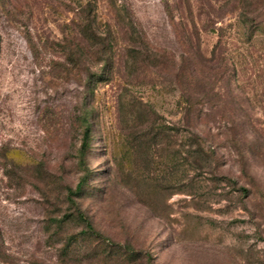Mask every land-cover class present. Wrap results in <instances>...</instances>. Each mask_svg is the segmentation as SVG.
I'll return each instance as SVG.
<instances>
[{
  "label": "rangeland",
  "instance_id": "obj_1",
  "mask_svg": "<svg viewBox=\"0 0 264 264\" xmlns=\"http://www.w3.org/2000/svg\"><path fill=\"white\" fill-rule=\"evenodd\" d=\"M86 1L0 3V264H264V0H115L120 22L95 0L100 37L118 23L117 39L69 53ZM30 13L38 55L22 31ZM151 51L213 60H196L210 95L198 123Z\"/></svg>",
  "mask_w": 264,
  "mask_h": 264
},
{
  "label": "trees",
  "instance_id": "obj_2",
  "mask_svg": "<svg viewBox=\"0 0 264 264\" xmlns=\"http://www.w3.org/2000/svg\"><path fill=\"white\" fill-rule=\"evenodd\" d=\"M2 0H0L1 3ZM110 4H112V6L115 8L116 10V18L118 19L117 22H120L121 19V15H120V9H118L117 7H115L116 5V1L115 0H109ZM9 4L11 5L10 8H8L6 10V13L9 15H11L12 17H16L18 18V12H17V6L15 5V3H12L11 1L9 2ZM97 4L95 2V0H87L86 4L82 5L79 4L78 6V12L76 13L78 15V20H73V24L75 26V30L76 32H78V34L80 35L79 37H77V44H74V47L72 45V43L66 39L64 45L62 44V47L64 48L65 51H68L69 53H74V48H78L81 47V43L78 42V40H80L81 42H86L89 41V39L91 40H103L102 43H107V44H102L103 48L106 50H103L105 52H110L111 46L112 44L116 41L117 39V35H118V31L116 30L115 27L119 26L118 23H116L114 25V27L110 24L107 23V30H106V35L105 37H100L99 32H98V28H97V16H96V9H97ZM31 13L26 17V19L24 21H22V26H23V32L24 35L28 41V43L30 44V46L32 47L34 53L36 55L39 54V46L37 44V41H35L34 39H36V36L38 37V40H41V36L40 35H36L33 34L32 29H35L34 26H31L30 22H31ZM130 19V24H131V29L133 30L131 32V37L129 39L130 44L134 45L136 43H141L142 42V38H137L134 34V22L133 19L131 18V15L128 16ZM116 19V20H117ZM179 24L183 25V20L180 19ZM61 44V43H60ZM59 45V44H58ZM108 45V48H107ZM61 46V45H60ZM106 54V53H105ZM104 56V63L97 61V63L100 65L99 67L100 70L99 71H91L89 69V71H87L85 79H86V83L88 84V86H90L93 82H95L96 80H98V78H100L103 75V70L105 69V66L108 64V59L107 57ZM147 57L156 59L158 61H160L162 64H169V66L171 67V70L173 72V74L175 75L177 81L179 82V84L182 85V92H181V96H182V100H183V105L185 108V117H186V122L187 123H198L199 119H201L202 117V109L195 107V105L197 104L198 101H200L201 99L210 97L209 94L205 93L206 91L204 90V88L206 87L205 84V77L199 72L198 67H197V63L196 60L205 64L206 62H210L213 61L212 59H208L205 58L204 56H202V54L200 53V51L198 53H191L190 51H185L182 52L179 55H176L174 53H169V54H162L160 52H155V51H151V53H147L146 55ZM103 58V57H102ZM82 60V59H81ZM81 60L76 59L74 61V63L71 61L72 66L74 68H71L73 71H77V69L79 68V65L81 63ZM204 61V62H203ZM91 63H93V61H91ZM95 64V63H93ZM75 69V70H74ZM214 70H218L217 74H220V76L217 77H210V76H206V78H215V82L222 80V76L223 73L221 71V65H216L213 67ZM70 69H68L69 71ZM91 88V87H89ZM219 91H217V93H212V95H218ZM92 109L89 107V103L88 104H84L82 106L81 109V117H82V121L84 123H87V130H88V120H89V115L92 114ZM250 122V120L248 121V123ZM230 123H247V121H239V120H232ZM86 130V131H87ZM191 130V129H190ZM85 131V132H86ZM193 135L196 134V136L199 135V133L195 132L194 130L192 131ZM236 141V140H234ZM253 149V145L250 143L248 145V149L247 151H251ZM244 149L242 148H238L237 151L239 153V158L237 159V161L240 164L241 170L242 172H244L245 174L247 173V167H248V158H246V156H243L244 154ZM196 151L198 152V150L196 149ZM199 153V152H198ZM232 180V184L233 185H237V180L236 179H231ZM85 182V178H81V180L77 183V185L75 186L74 189L70 188L69 189V195L68 198L69 200H71L72 202H74L73 197L71 196L72 194H79V192H81L82 188H83V184ZM239 189H243L245 190V187H238ZM77 216L80 217L81 219L85 220L87 225L89 227L92 228V225L90 223V221L88 219H86V217L84 216V214L82 213V211L77 208Z\"/></svg>",
  "mask_w": 264,
  "mask_h": 264
}]
</instances>
